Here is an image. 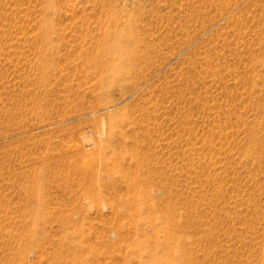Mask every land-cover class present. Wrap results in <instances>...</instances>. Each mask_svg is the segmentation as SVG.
Instances as JSON below:
<instances>
[{
    "label": "rangeland",
    "instance_id": "rangeland-1",
    "mask_svg": "<svg viewBox=\"0 0 264 264\" xmlns=\"http://www.w3.org/2000/svg\"><path fill=\"white\" fill-rule=\"evenodd\" d=\"M0 264H264V0H0Z\"/></svg>",
    "mask_w": 264,
    "mask_h": 264
}]
</instances>
